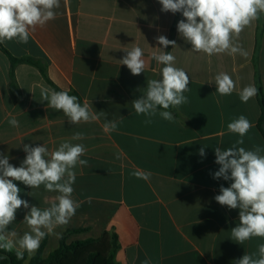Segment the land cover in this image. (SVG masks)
<instances>
[{
	"label": "crops",
	"instance_id": "obj_1",
	"mask_svg": "<svg viewBox=\"0 0 264 264\" xmlns=\"http://www.w3.org/2000/svg\"><path fill=\"white\" fill-rule=\"evenodd\" d=\"M57 11V18L38 26L26 44H0L14 58H31L42 68L26 63L11 67L0 49V153L18 167L26 156L23 144H44L52 151L76 132L86 137L72 141L87 149L81 158L88 164L77 167L73 185L72 198L80 207L67 226L55 231L62 235L67 227L88 228L68 236L66 244L113 231L116 264H142L145 259L150 264H235L245 252L256 251L264 238L243 245L230 239L239 210L215 201L220 185L231 182L216 180L213 173L219 168L214 148L227 149L239 138L227 131V124L240 115L253 125L240 146L264 147L257 96L247 103L239 97L243 87H256V73L264 95V15L234 37L248 53L244 57L192 51L177 31L182 15L162 12L158 0H61ZM158 35L176 41L177 47L164 51L188 74L190 90L184 93L188 103L169 110L173 121L157 114L145 124L146 117L137 115L131 102L142 94L147 79L160 78L162 66L150 60L145 72L134 76L120 60L135 46L143 49L146 59L159 53ZM221 72L235 82L230 95L216 92L214 78ZM42 87L68 91L81 103L87 100L95 111L117 121V130L105 133L104 117L69 124L62 111L42 101ZM12 117L19 127L9 124ZM201 147L204 157L199 155ZM135 171L152 175L144 180L132 175ZM16 183L20 197L40 208L50 206L58 195L43 185L31 189ZM26 211L17 210L10 225L21 235L28 231L23 223ZM59 239L46 236L43 259L58 247ZM35 253H27L24 264Z\"/></svg>",
	"mask_w": 264,
	"mask_h": 264
},
{
	"label": "clouds",
	"instance_id": "obj_2",
	"mask_svg": "<svg viewBox=\"0 0 264 264\" xmlns=\"http://www.w3.org/2000/svg\"><path fill=\"white\" fill-rule=\"evenodd\" d=\"M158 2L162 12L182 15L177 31L191 45V50L209 56L227 52L247 57V51L234 42V37L264 15V0ZM60 7L61 0H0V44L12 40L26 44L38 26L43 27L57 18ZM156 42L162 47H157L159 53L152 52L148 59L143 49L135 46L125 50L126 55L120 60V64L125 65L134 76L144 73L150 60L162 66L160 78L147 79L146 87L140 90L142 94L131 102L135 113L146 117L145 124H151L157 114L164 120L173 121L174 116L169 109L188 103L184 93L190 90L188 74L175 66L176 58L171 52L164 51L170 45L177 47L176 41L158 35ZM214 81L216 92L220 95H230L235 90V82L227 73L217 74ZM257 93L258 89L249 84L240 90L239 97L241 102L247 103ZM41 99L47 102V107L62 111L69 124L90 123L104 117V132L117 130L118 122L108 120L106 112L95 111L87 100L81 103L68 91L42 87ZM9 124L19 127L15 117L9 120ZM252 126L244 115L233 119L227 124V131L239 138L227 149L214 148L215 163L219 168L213 173V178L231 182L228 187L220 185L219 194L214 199L230 210H239V223L231 228L230 239L240 245L254 237L264 238V147L253 145L251 149H246L240 146ZM85 138L83 133L76 132L52 151L44 144H23L26 156L18 167L9 162L8 155L0 153V250H14L17 258L22 259L25 252L34 254L46 236L60 237L61 233L55 230L67 226L80 207L72 198L73 185L77 167L88 164L81 158L86 155L87 149L84 144L72 141ZM199 155H206L205 147L199 149ZM132 175L148 180L152 174L135 171ZM16 182L31 189L43 185L46 191L58 195L50 206L40 208L20 197L21 189ZM21 208L27 210L23 223L28 228L22 235L10 229L16 220L17 210ZM142 264H150V261L145 259ZM235 264H264V243L258 244L257 250L252 253L245 252Z\"/></svg>",
	"mask_w": 264,
	"mask_h": 264
},
{
	"label": "trees",
	"instance_id": "obj_3",
	"mask_svg": "<svg viewBox=\"0 0 264 264\" xmlns=\"http://www.w3.org/2000/svg\"><path fill=\"white\" fill-rule=\"evenodd\" d=\"M180 13H178L179 15ZM177 15V16H178ZM172 27L171 31H173ZM0 49L7 55L11 67L19 64L26 63L37 67L40 71V65L31 58H14L4 48ZM256 94L260 107V118L258 121V128L262 135L261 125L264 124V95H262L258 73H256ZM15 93L14 90H12ZM171 109V108H170ZM169 109V110H170ZM88 228H71L67 227L59 239L58 247L51 252L47 258L43 259L41 256L44 248L46 237L42 240L39 249L35 255L28 261L27 264H116L114 261L115 252L118 249V243L115 233L103 232L99 239H86L82 241H73L66 244L68 236L80 232H86ZM27 258V252L24 253L23 258H17L15 251L7 252L0 250V264H24Z\"/></svg>",
	"mask_w": 264,
	"mask_h": 264
},
{
	"label": "water",
	"instance_id": "obj_4",
	"mask_svg": "<svg viewBox=\"0 0 264 264\" xmlns=\"http://www.w3.org/2000/svg\"><path fill=\"white\" fill-rule=\"evenodd\" d=\"M262 130H264V124L261 125Z\"/></svg>",
	"mask_w": 264,
	"mask_h": 264
}]
</instances>
